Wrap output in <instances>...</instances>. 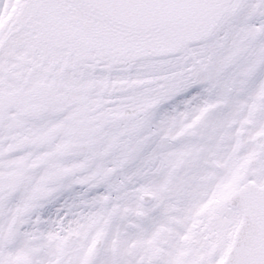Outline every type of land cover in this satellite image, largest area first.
Wrapping results in <instances>:
<instances>
[{"label":"snow or ice","instance_id":"snow-or-ice-1","mask_svg":"<svg viewBox=\"0 0 264 264\" xmlns=\"http://www.w3.org/2000/svg\"><path fill=\"white\" fill-rule=\"evenodd\" d=\"M0 264H264V0H0Z\"/></svg>","mask_w":264,"mask_h":264}]
</instances>
